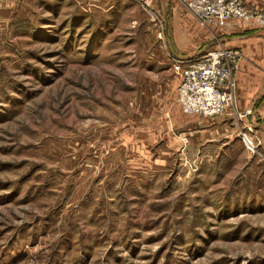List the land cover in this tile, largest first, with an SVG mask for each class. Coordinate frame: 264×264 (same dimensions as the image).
Here are the masks:
<instances>
[{
	"label": "rangeland",
	"instance_id": "rangeland-1",
	"mask_svg": "<svg viewBox=\"0 0 264 264\" xmlns=\"http://www.w3.org/2000/svg\"><path fill=\"white\" fill-rule=\"evenodd\" d=\"M165 20L0 0V264H264V153L235 100L183 112Z\"/></svg>",
	"mask_w": 264,
	"mask_h": 264
},
{
	"label": "crops",
	"instance_id": "crops-1",
	"mask_svg": "<svg viewBox=\"0 0 264 264\" xmlns=\"http://www.w3.org/2000/svg\"><path fill=\"white\" fill-rule=\"evenodd\" d=\"M153 1L149 0V3L153 4ZM158 1L166 19L167 54L171 59L195 56L213 43L242 52L244 60L235 77L234 111L237 115L246 117L243 122L248 124L250 130H254L253 137H256L258 146L264 153V28L235 23L225 27H207L188 11L182 0ZM181 3L194 18L185 12ZM246 4L249 9L264 11V0H247ZM169 62H164L168 64L165 69L171 71L174 65ZM233 115H225L218 122L205 121L206 125L201 123L197 126L199 132H212L215 124L223 122L227 126L230 119L233 120Z\"/></svg>",
	"mask_w": 264,
	"mask_h": 264
},
{
	"label": "built area",
	"instance_id": "built-area-1",
	"mask_svg": "<svg viewBox=\"0 0 264 264\" xmlns=\"http://www.w3.org/2000/svg\"><path fill=\"white\" fill-rule=\"evenodd\" d=\"M145 4L146 0H134ZM188 11L207 27H225L232 23L264 27V11L250 10L246 0H182ZM242 52L220 44L192 57L177 58L181 70L177 101L184 113L212 118L233 106L235 75ZM246 143L253 150L252 142Z\"/></svg>",
	"mask_w": 264,
	"mask_h": 264
}]
</instances>
